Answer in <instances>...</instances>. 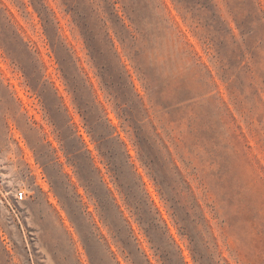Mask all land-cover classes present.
Wrapping results in <instances>:
<instances>
[{
	"label": "rangeland",
	"instance_id": "rangeland-1",
	"mask_svg": "<svg viewBox=\"0 0 264 264\" xmlns=\"http://www.w3.org/2000/svg\"><path fill=\"white\" fill-rule=\"evenodd\" d=\"M137 257L264 264V0H0V264Z\"/></svg>",
	"mask_w": 264,
	"mask_h": 264
},
{
	"label": "built area",
	"instance_id": "built-area-1",
	"mask_svg": "<svg viewBox=\"0 0 264 264\" xmlns=\"http://www.w3.org/2000/svg\"><path fill=\"white\" fill-rule=\"evenodd\" d=\"M14 199L17 203H22L26 200V193L24 190H17L14 195ZM3 203V202H2Z\"/></svg>",
	"mask_w": 264,
	"mask_h": 264
},
{
	"label": "snow or ice",
	"instance_id": "snow-or-ice-1",
	"mask_svg": "<svg viewBox=\"0 0 264 264\" xmlns=\"http://www.w3.org/2000/svg\"><path fill=\"white\" fill-rule=\"evenodd\" d=\"M137 264H145V261L142 258L137 257Z\"/></svg>",
	"mask_w": 264,
	"mask_h": 264
},
{
	"label": "trees",
	"instance_id": "trees-1",
	"mask_svg": "<svg viewBox=\"0 0 264 264\" xmlns=\"http://www.w3.org/2000/svg\"><path fill=\"white\" fill-rule=\"evenodd\" d=\"M179 2H181V1H179Z\"/></svg>",
	"mask_w": 264,
	"mask_h": 264
}]
</instances>
